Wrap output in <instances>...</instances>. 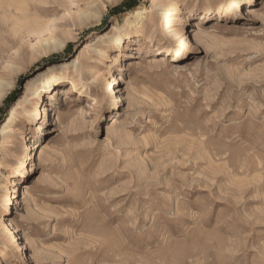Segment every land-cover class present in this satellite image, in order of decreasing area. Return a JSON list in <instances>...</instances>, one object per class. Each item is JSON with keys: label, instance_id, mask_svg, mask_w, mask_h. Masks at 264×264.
Instances as JSON below:
<instances>
[{"label": "rangeland", "instance_id": "obj_1", "mask_svg": "<svg viewBox=\"0 0 264 264\" xmlns=\"http://www.w3.org/2000/svg\"><path fill=\"white\" fill-rule=\"evenodd\" d=\"M0 264H264V0H0Z\"/></svg>", "mask_w": 264, "mask_h": 264}, {"label": "bare ground", "instance_id": "obj_2", "mask_svg": "<svg viewBox=\"0 0 264 264\" xmlns=\"http://www.w3.org/2000/svg\"><path fill=\"white\" fill-rule=\"evenodd\" d=\"M235 7H236V9H239V4L238 3H236V5H235ZM16 9H19L18 7H15V10ZM49 9H51V7H46V10H49ZM26 10V9H25ZM27 11V10H26ZM26 13L27 12H25V14H24V11H23V15H20V16H25V19L27 20V15H26ZM15 17H16V12H15ZM40 30V29H39ZM44 30V29H43ZM26 31H27V29H26ZM18 32H19V30H18ZM17 32V33H18ZM34 33H35V31H34ZM28 34V33H27ZM19 36V35H18ZM20 37V36H19ZM21 38H22V36H21ZM9 130V128L8 127H4L3 129H2V132L4 133V132H7ZM8 200H10V197L8 198Z\"/></svg>", "mask_w": 264, "mask_h": 264}]
</instances>
